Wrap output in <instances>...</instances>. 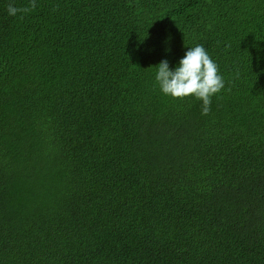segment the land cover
Wrapping results in <instances>:
<instances>
[{"label": "trees", "instance_id": "16d2710c", "mask_svg": "<svg viewBox=\"0 0 264 264\" xmlns=\"http://www.w3.org/2000/svg\"><path fill=\"white\" fill-rule=\"evenodd\" d=\"M0 264H264V0H0Z\"/></svg>", "mask_w": 264, "mask_h": 264}, {"label": "clouds", "instance_id": "9594fccd", "mask_svg": "<svg viewBox=\"0 0 264 264\" xmlns=\"http://www.w3.org/2000/svg\"><path fill=\"white\" fill-rule=\"evenodd\" d=\"M32 7H35V0H32ZM26 11L27 8L19 9L14 4L8 6V14L12 16ZM155 82L167 96H193L200 100L202 114L210 111L211 98L225 86L218 64L203 44L188 46L174 66H170L166 57L161 59L156 64Z\"/></svg>", "mask_w": 264, "mask_h": 264}]
</instances>
